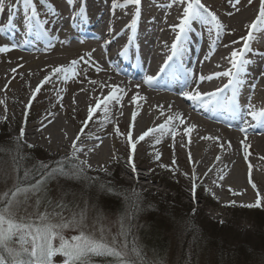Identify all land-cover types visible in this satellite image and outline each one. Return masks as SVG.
<instances>
[{"label":"bare ground","instance_id":"1","mask_svg":"<svg viewBox=\"0 0 264 264\" xmlns=\"http://www.w3.org/2000/svg\"><path fill=\"white\" fill-rule=\"evenodd\" d=\"M157 2L158 0H142L141 19L135 40H130L131 31L126 27L134 17L135 6H129L122 11L117 9L113 14L112 10H108V5L99 0H87V12L92 23L89 24L93 25V28L101 27L100 30L99 27L97 28V35L93 36L96 40L94 44L83 47L85 45L81 43L80 38L87 36L78 32L82 28L76 30L73 26L67 25L62 35L57 34L58 30L66 25L63 20L51 29L60 37L59 41H55L58 50L55 57L72 50L82 49L84 65L96 70V74L82 85L72 102L77 114H83V121L77 123L78 127L85 125L88 115L90 119L98 123L104 120V116H108V120L122 118L129 131L125 145L127 142V146L132 149V143L136 144L135 150L132 151L136 152L144 145L163 138H170L177 163L180 164L181 159L187 162L192 183L200 181V185L208 184L219 196L229 195L230 197L231 193H242L239 197L244 196V200L255 202L259 198L264 204V119L253 120L247 115L246 108L248 100L257 111L264 108V30H258L254 34L255 38L251 43L253 51L247 54V58L252 63L245 77L246 83L238 93L241 106L245 109L242 114L234 115L222 108L212 110L210 107L205 108L202 104H194L187 100L181 93L190 89L184 87L180 75L184 69L194 72L196 78L200 74L208 76L229 70L231 52L243 47L242 38L247 37L251 31L250 25L256 21L261 0H250L247 6L233 5L232 0H202V3L210 10L217 4L227 5L223 9L212 8L224 25V29L217 40L216 37H212L213 35H209L208 31L204 32L206 33L204 36L199 34L200 29L204 28L215 31L214 23L209 26L194 25L187 45L188 52L182 58L186 65L183 64V69L177 72V79L173 80L171 77L170 82L176 84L173 87L161 85L159 78L164 73L160 72V69L167 62L170 46L175 41L177 32L173 31V26L179 24L184 5L173 4L171 8H168L166 5L170 3V0H161L159 5H156ZM79 7L78 3V9ZM4 14L0 16V26L7 21ZM70 23H72L71 20ZM25 32V18L22 21L16 18L14 27L8 29L5 34H0V46L10 41L21 42L23 38L17 49L29 52L28 55L17 59L23 60L22 62L13 61L15 66L6 71L0 84V122H3L9 114V104L14 100L13 89L19 90L15 83L16 79L30 78L32 92L42 84L39 73H52V69L59 64L55 65L53 58L47 61V57L43 54L30 55L38 50L42 52V49H37L40 46L33 47L28 42L33 38L25 36ZM1 36L7 41H3ZM65 40L70 42H61ZM108 40H111V43L106 44L105 41ZM124 46H127L129 51L132 50L131 56L119 54ZM206 56L208 59H205ZM46 61L49 64H45ZM55 61L59 60L55 59ZM118 63H124V67H130L129 69L133 68V74L120 71L118 73L121 76L116 75L118 73L114 72V67ZM60 64H62L61 61ZM179 65L180 58H176L178 69ZM97 66L102 70L98 71ZM147 75L156 77L152 85L144 82ZM228 79L221 76L210 81L205 80L199 83V91L209 93L223 88L228 83ZM90 81L98 83L92 84ZM101 84L104 86L101 87ZM111 85L124 89L125 94L120 101L110 103L108 112L105 114L101 102L106 101L110 92L114 90L110 87ZM136 85L140 87L137 88ZM253 85H255L254 88ZM231 92L232 89L227 88L222 95L228 98ZM97 104H101V107L96 113H91L90 107H95ZM64 113L69 114L66 109L58 110L56 114L41 120L35 127L30 126L25 135H31L33 139L43 138L45 145H52L57 150L63 147L70 149L77 141V147L84 149L80 152V159L91 162L99 160L110 163L116 158L118 143L114 135L120 131L117 126L110 129L108 138L107 136L93 137L90 133H80L71 137L68 131L73 130L61 117ZM169 117L173 118L174 132L152 131L144 140L139 139L149 129L159 128ZM181 117L184 123H180ZM193 124L197 127L189 133L188 129ZM110 125L107 124L106 129ZM241 129L247 131L244 132ZM78 136L79 139H77ZM206 137L213 139H206ZM245 144L249 146L247 149ZM89 149L92 151H88ZM119 155L124 158L123 154ZM128 161L126 164L129 167L126 166L122 171L134 180L141 179L142 176L136 170L139 165L136 166ZM133 165L135 171H133ZM191 188L193 189L192 185L190 190ZM195 193L193 197L197 195ZM250 194H253L255 199H252V196L249 197Z\"/></svg>","mask_w":264,"mask_h":264},{"label":"rangeland","instance_id":"2","mask_svg":"<svg viewBox=\"0 0 264 264\" xmlns=\"http://www.w3.org/2000/svg\"><path fill=\"white\" fill-rule=\"evenodd\" d=\"M99 1L106 3L111 11L112 0ZM249 1L239 0V4L237 0H232L233 5L237 6H247ZM51 3L60 15L53 19L49 27L53 29L56 23L63 20L66 25L57 32L62 35L67 25L72 26L70 20L72 22L74 10L66 0H51ZM78 3L75 5L76 9ZM37 5L38 10L43 9L39 0ZM226 6L217 4L212 8L223 9ZM212 8L209 10L213 12ZM118 10L122 11L124 8ZM4 17L7 19V12ZM16 18L21 21L24 19L22 8L17 11ZM205 31L216 37L215 31ZM95 41L86 37L81 43L86 47ZM45 42L42 47L44 51L38 50L30 55L43 54L47 61L53 58L55 65L59 63L58 66L69 69L72 61L80 60L84 55L82 49H76L55 57L58 54L55 41L54 47H49L48 41ZM28 54V51L17 48L0 53V84L6 71L15 66L13 61ZM47 61L44 63L49 64ZM60 61L66 64L62 65ZM94 74L96 70L84 65L83 60L78 65L76 75L72 72L55 75L50 72L39 73L42 84L35 99L32 98L34 91L31 92L30 78L15 80L19 90L13 89L14 100L9 104V114L0 122V197L14 190L17 185L27 187L35 184L40 179L36 174V167L40 162L55 167L56 162L63 158L71 159L73 147L57 150L52 145H45L43 138L33 139L31 135H25L30 126L35 127L58 110L66 109L69 114L64 113L61 117L72 128L73 131H68L71 137L90 133L93 137L108 138L110 129L117 126L120 131L114 135L118 143L116 158L110 163L88 160L92 167L80 177L56 175L47 179L39 191H30L27 194L29 213L45 210L51 212L56 203L66 206L64 216L67 218L73 213L83 211V225L96 238L102 236L110 243L115 238L118 245L126 240V251L130 258L137 259L133 252L135 248L143 261H150L151 264H264V207H243L240 205L251 204L253 200L249 198L246 201L244 196L239 197L240 195L233 193L230 197L219 196L208 184L200 185V181L192 183L187 162L181 159L180 164L177 163L170 138L149 143L134 152L127 146V142L126 145L124 143L129 131L122 118L108 120V116H104V120L98 123L88 115L85 125L78 127L77 123L83 121V114H77L72 102L82 85L92 79ZM46 76L50 78V82H44ZM107 124L111 125L106 129ZM21 129L24 135L17 143ZM75 144L77 146V141ZM157 152L161 154L159 159L156 157ZM78 155L80 157V153ZM127 160L139 165L136 170L142 176L141 179L134 180L122 171L126 166L129 167ZM64 163L67 169L68 159ZM102 167L107 168V172L101 170ZM26 171L29 173L27 178L24 177ZM194 184L197 194L195 197L193 190H190V186ZM133 192L139 194V197L134 196ZM251 196L253 199V194L249 197ZM20 199L23 200L24 197ZM37 200L40 201L39 205ZM231 201H236V206L230 205ZM134 204H138V208ZM261 204L264 205L262 202ZM20 214H23L22 209ZM52 222L57 221L53 219ZM77 234L79 229L64 231L66 238ZM62 260L63 257L59 255L55 258L56 264H61Z\"/></svg>","mask_w":264,"mask_h":264},{"label":"snow or ice","instance_id":"3","mask_svg":"<svg viewBox=\"0 0 264 264\" xmlns=\"http://www.w3.org/2000/svg\"><path fill=\"white\" fill-rule=\"evenodd\" d=\"M77 2L80 4L79 9L75 8ZM66 3L74 10L71 18L72 26L74 28H85L91 22V18L87 12V0H66ZM39 4L43 6L42 10H38L37 0H0V16H3L7 11V21L4 25L0 26V34H5L8 29L14 27L17 11L22 8L26 22L25 36L32 37L37 41H48V46L54 47L53 41H59L60 37L51 31L49 25L60 14L55 5L51 3V0H39ZM173 4L184 5V7L179 24L173 26V31H176L177 35L175 36L174 43L170 46L171 54L168 55L167 62L161 67L160 72L165 75H171L172 79L175 80L178 78L177 72L183 69L182 58L188 52L187 45L190 42L189 37L194 30V25L209 26L214 23L217 40L220 38L224 25L216 13L210 11L202 3V0H170V3L166 7L171 8ZM129 6H135V12L134 17L126 27L131 31L130 40H135L141 19L142 0H112L111 10L115 14L118 8L126 9ZM250 28L251 31H249L247 37L242 38L244 40L243 47L231 52V68L229 70L213 73L208 76L200 74L198 78H196L195 73L191 70L184 69L180 72L184 87L190 89L182 91L181 94L183 97L192 101L194 104H202L205 108L210 107L212 110L222 108L234 115H240L245 111L239 101L238 93L246 83L245 77L248 75L249 66L252 63L247 58V54L253 51L251 43L255 38L254 34L258 30H264V0H261L259 14L255 23L250 25ZM21 42L13 43L10 41L0 46V53H6L12 49L19 48ZM61 42L69 43L70 41L65 40ZM105 43H111V40L105 41ZM128 51V47L124 46L119 54L127 55ZM176 58H180L179 69L176 67ZM205 59H208V57L206 56ZM81 60H83V57L80 60L72 61V67L70 69L63 66L55 67L52 69V74L72 72L73 75H76ZM97 70L100 71L102 69L97 66ZM221 76L229 78L228 83L223 88L209 93L199 91V83L205 80L210 81ZM65 79H67V75H65ZM155 80L156 77L153 75H147L144 82L152 85ZM44 82H50V78L46 76ZM90 83L97 84L98 82L90 81ZM103 86L101 84V87ZM110 87L114 90L110 92L106 101L101 102L105 114L108 112V105L113 101H120L125 94L124 89L119 88V86L111 85ZM136 87L139 88L140 85H136ZM254 87L255 85H253ZM227 88H231L232 92L228 98H225L222 93ZM39 91L40 87L34 90L32 95L33 99H35V95ZM100 107L101 104L90 107V112L96 113ZM246 108L247 115L251 116L253 120L260 121L264 119V108L257 111L250 100L247 101ZM179 119L180 123H184L182 117ZM196 127L195 124L191 125L188 132L191 133ZM241 130L244 132L247 131L246 129ZM152 131H159L161 133L165 131L174 132L173 118L169 117L157 129H149L144 132L139 139L144 140L149 135V132ZM23 135L24 132L21 129L17 143L22 140ZM77 139H79V136ZM206 139L213 138L206 137ZM28 146L34 147V145ZM131 147L135 150L136 144L132 143ZM248 147L245 144V149ZM73 149L71 159L63 158L61 161L56 162L55 167H50L47 163L40 162L36 167V174L40 176V179L36 180L35 184H29L27 187L17 185L14 190L6 192L0 197V264H56L55 258L58 255L63 257L61 264H97L96 258H103L105 264H145L138 250L135 248H133V252L136 253L137 259L130 258L126 251L128 248L126 240L123 244L118 245L115 242V238L111 243L102 236L99 239L96 238L83 225V211L73 213L70 218H67L64 216L66 206L62 203H56L51 212L47 210L35 214L28 212L27 194L30 191H39L46 184L47 179L53 178L56 175L80 177L86 173L87 169H91L92 165L88 163V160L80 159L78 155L84 149L77 147L75 142L73 143ZM88 151H92V149ZM85 155L87 154L85 153ZM160 155L159 152L156 153L157 159L160 158ZM65 159H68L67 169L64 163ZM101 170L107 172V168L102 167ZM133 171H135L134 165ZM28 175L29 173L26 171L24 177L27 178ZM253 187H255V184H253ZM195 188L196 185L194 184L192 189L193 193L195 192ZM233 194L241 195L242 193L234 192ZM133 195L137 198L139 197V194L135 192H133ZM22 196L24 197L23 200L20 199ZM36 203L39 205L40 201L37 200ZM230 205L236 206V201H231ZM240 206L248 208L264 207L259 198L255 203ZM134 207L138 208V204H134ZM21 209L23 210V214H20ZM77 216H79V219ZM53 219H56L57 222L53 223ZM66 229H79V234L66 238L64 235ZM57 241L58 243H56ZM108 258L112 259L108 260Z\"/></svg>","mask_w":264,"mask_h":264},{"label":"trees","instance_id":"4","mask_svg":"<svg viewBox=\"0 0 264 264\" xmlns=\"http://www.w3.org/2000/svg\"><path fill=\"white\" fill-rule=\"evenodd\" d=\"M112 258H108V260H111ZM97 264H105V261L103 258H96ZM146 261V259H145ZM145 264H151L150 261H146Z\"/></svg>","mask_w":264,"mask_h":264}]
</instances>
